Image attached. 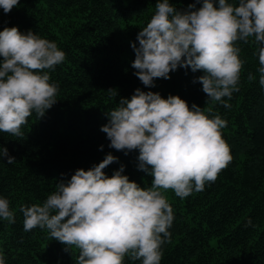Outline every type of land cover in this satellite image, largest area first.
Masks as SVG:
<instances>
[{"label": "clouds", "instance_id": "clouds-1", "mask_svg": "<svg viewBox=\"0 0 264 264\" xmlns=\"http://www.w3.org/2000/svg\"><path fill=\"white\" fill-rule=\"evenodd\" d=\"M200 5L197 7V5ZM19 0H0L9 13ZM251 42L258 56L259 84L264 88V0H194L178 10L169 0H157L155 13L137 34L132 68L147 88L156 79H170L178 68L203 75L208 101L231 105L239 91L244 61L239 42ZM0 132L22 138V126L36 114L42 118L57 103L59 86L50 82L48 70L64 62L66 54L57 43L29 30L4 27L0 31ZM248 79L255 80L251 73ZM107 92L116 97V89ZM208 109L207 112H210ZM188 103L178 95L137 88L131 98H121L105 115L101 127L110 148L138 150V170L152 177L151 187H141L123 175L124 165L111 176L104 169L118 157L108 153L90 169H77L42 204L22 206L25 232L37 227L51 239L78 250L76 264H124L125 258L140 264H161L162 245L170 242L174 221L168 190L184 199L214 183L233 157L222 135L227 122L220 115ZM103 150V145L101 146ZM16 159L0 147V160ZM63 175V174H62ZM0 219L15 223L9 201L0 198ZM251 225V220L248 221ZM0 264L5 256L0 252Z\"/></svg>", "mask_w": 264, "mask_h": 264}, {"label": "trees", "instance_id": "trees-1", "mask_svg": "<svg viewBox=\"0 0 264 264\" xmlns=\"http://www.w3.org/2000/svg\"><path fill=\"white\" fill-rule=\"evenodd\" d=\"M178 10L194 0H169ZM237 4L238 0H229ZM157 0H19L5 14L0 8V31L4 27L29 30L57 43L66 58L54 70L57 103L37 119L35 113L22 126L23 137L0 132V147L15 157L0 160V198L9 201L15 223L0 219V252L5 264H76L78 250L51 239L39 227L25 232L22 206L42 204L77 169L88 170L108 153L118 161L104 169L111 176L121 165L130 181L151 187L152 177L138 170V150L110 148L100 129L105 115L121 98L134 91L158 92L163 98L178 95L189 107L220 115L227 124L222 135L233 159L214 183L181 199L173 191L165 195L173 208L170 242L162 245L161 264H264V88L259 84L258 56L254 43L239 42L244 61L239 91L225 108L207 100L202 84L193 80L202 72L178 68L170 79H156L147 88L134 75L135 53L131 43L155 13ZM200 5L198 4L197 7ZM3 58L0 57V60ZM251 73L256 77L249 80ZM116 89L111 96L107 90ZM103 145V150L101 146ZM63 174V175H62ZM251 220V225L248 221ZM124 264H140L125 258Z\"/></svg>", "mask_w": 264, "mask_h": 264}]
</instances>
